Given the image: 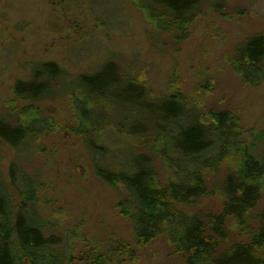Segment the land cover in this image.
Masks as SVG:
<instances>
[{"label": "trees", "instance_id": "trees-1", "mask_svg": "<svg viewBox=\"0 0 264 264\" xmlns=\"http://www.w3.org/2000/svg\"><path fill=\"white\" fill-rule=\"evenodd\" d=\"M205 4L149 0L141 8L160 33L184 41ZM210 6L226 15L223 0ZM233 67L246 85L264 83V32L238 46ZM13 96L0 114V141L14 149L35 145L55 129L41 103L69 99L75 124L68 130L83 139L96 175L120 196L116 207L132 221L139 247L165 236L184 264H264V210L258 209L264 132L245 130L229 110L201 109L180 91L156 96L141 79L123 74L114 58L75 76L56 62L34 64L32 78L18 80ZM109 134L125 140L124 152L107 143ZM157 158L172 175L164 183ZM228 158L236 167L222 183L223 210L204 218L177 210L210 195L204 172ZM37 185L16 162L7 177L0 169V264H75L71 237L53 233L41 213ZM121 246L124 253L129 248ZM100 257L79 258L100 264Z\"/></svg>", "mask_w": 264, "mask_h": 264}, {"label": "rangeland", "instance_id": "rangeland-1", "mask_svg": "<svg viewBox=\"0 0 264 264\" xmlns=\"http://www.w3.org/2000/svg\"><path fill=\"white\" fill-rule=\"evenodd\" d=\"M210 1L189 37L176 41L160 33L141 8L149 0H0V114L15 100V83L32 78L34 64L56 62L75 76L114 58L123 74L141 79L156 96L180 91L201 109L229 110L245 130L264 132V83L246 85L233 67L238 46L264 32V0H223L224 16ZM40 108L55 129L37 146L14 149L0 141V169L7 177L16 162L37 181L41 213L53 233L71 237L75 264L93 255L102 256L100 264H184L165 236L137 245L132 221L116 207L120 196L96 175L83 139L68 130L75 124L69 99ZM106 139L119 145L116 153L126 149L115 134ZM228 159L204 172L210 195L177 210L199 218L220 213L222 183L236 167ZM156 164L162 182L170 180L165 163L157 158ZM258 209L264 210V188ZM120 243L129 245L125 253Z\"/></svg>", "mask_w": 264, "mask_h": 264}]
</instances>
